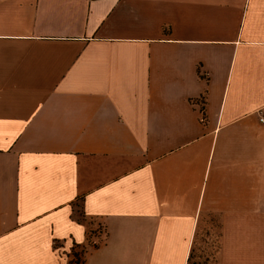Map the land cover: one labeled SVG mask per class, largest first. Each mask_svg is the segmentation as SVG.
I'll return each instance as SVG.
<instances>
[{"label": "crops", "instance_id": "0c3cea01", "mask_svg": "<svg viewBox=\"0 0 264 264\" xmlns=\"http://www.w3.org/2000/svg\"><path fill=\"white\" fill-rule=\"evenodd\" d=\"M262 106L264 0H0V264H264Z\"/></svg>", "mask_w": 264, "mask_h": 264}, {"label": "built area", "instance_id": "2783aa9c", "mask_svg": "<svg viewBox=\"0 0 264 264\" xmlns=\"http://www.w3.org/2000/svg\"><path fill=\"white\" fill-rule=\"evenodd\" d=\"M257 114L259 123L264 125V106L258 109Z\"/></svg>", "mask_w": 264, "mask_h": 264}, {"label": "rangeland", "instance_id": "374dc122", "mask_svg": "<svg viewBox=\"0 0 264 264\" xmlns=\"http://www.w3.org/2000/svg\"><path fill=\"white\" fill-rule=\"evenodd\" d=\"M72 262L74 264H78V254L77 253H75V254L72 255Z\"/></svg>", "mask_w": 264, "mask_h": 264}]
</instances>
